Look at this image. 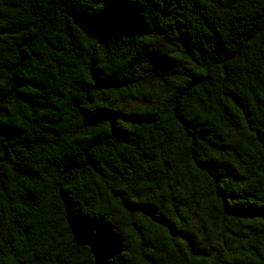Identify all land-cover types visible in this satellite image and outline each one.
Masks as SVG:
<instances>
[{
	"label": "trees",
	"instance_id": "16d2710c",
	"mask_svg": "<svg viewBox=\"0 0 264 264\" xmlns=\"http://www.w3.org/2000/svg\"><path fill=\"white\" fill-rule=\"evenodd\" d=\"M0 264H264V0H0Z\"/></svg>",
	"mask_w": 264,
	"mask_h": 264
},
{
	"label": "rangeland",
	"instance_id": "374dc122",
	"mask_svg": "<svg viewBox=\"0 0 264 264\" xmlns=\"http://www.w3.org/2000/svg\"><path fill=\"white\" fill-rule=\"evenodd\" d=\"M134 102H136V103H144V102H146V100L143 99V98H140L138 100H131V102H129V104L134 103Z\"/></svg>",
	"mask_w": 264,
	"mask_h": 264
}]
</instances>
